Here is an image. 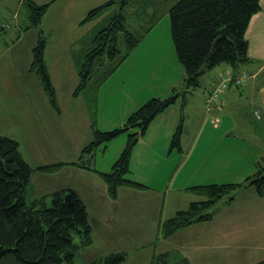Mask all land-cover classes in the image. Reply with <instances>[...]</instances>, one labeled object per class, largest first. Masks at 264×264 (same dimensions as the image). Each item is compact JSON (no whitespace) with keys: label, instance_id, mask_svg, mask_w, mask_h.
Wrapping results in <instances>:
<instances>
[{"label":"rangeland","instance_id":"rangeland-1","mask_svg":"<svg viewBox=\"0 0 264 264\" xmlns=\"http://www.w3.org/2000/svg\"><path fill=\"white\" fill-rule=\"evenodd\" d=\"M34 1L37 4H52L54 0ZM59 2L47 11L42 24L37 29L26 33L23 29L30 24L27 6L24 4L18 18L15 17V7L3 5L0 2V58L2 57L3 39L6 38L11 44L9 45L11 50H7V56L0 59V136L11 137L17 141L23 158L31 167L38 168L63 159L77 161L81 151L94 138L91 129L93 121L96 122V128L100 132L112 131L123 126L134 113L152 99H167L178 95V103L175 105L180 106L181 118L185 117L184 129L190 132L196 130V119L190 120L188 111L185 110V106L182 107V103L185 101L186 107L188 103H193L194 108L200 104L198 96L207 92L204 85L212 83L211 71L215 73L217 67L212 70L208 69L202 75L201 87L189 89L187 92V77L174 46L170 15L166 13L155 24L153 22L155 14L160 15L165 7H170L173 2L170 3V0H131L130 6L124 13L127 16L129 29L142 37L139 46L102 85L94 87L93 83L90 89L80 95L75 94L79 85L76 64L83 62L87 52L92 48L93 44L87 47V41L91 39V35L94 34V38L98 29L108 25L115 15H120L122 4L117 0L119 3L100 17L102 19L97 29L89 33L90 37H87L84 34L94 25L84 24L83 26L82 22L85 18H79L74 12L68 14L67 19H57L56 14L59 12L57 8L60 4L64 3L62 6L69 8L68 0ZM75 5L76 2L73 3V6ZM55 28L58 29L53 32ZM40 32L48 40L46 63L56 90L59 107L63 113V121H65V127L61 129L63 133L61 148L55 147L53 143L61 139L58 131H51L53 129L52 119L57 114L49 102L40 79L29 71L33 62L34 48L32 50L31 47L37 43V35ZM18 36L21 37L20 43L12 45L13 39ZM119 47L122 52L126 51L124 34L120 36ZM225 66L228 67V65ZM181 73H184V78H181ZM194 113L199 114V112ZM56 124L58 126V119H56ZM173 125L174 118L170 129L173 132L168 136L167 141L149 140L152 148L164 155V157H159L158 161L159 177L167 178L168 181L171 177H176L178 182L184 179L191 185L197 186L211 182L218 184L223 181L227 174H217V170L214 169L221 156L212 153L211 146L204 143L202 139L197 144L199 148L202 143L201 155L204 153L202 160L197 164H188L182 172L175 173L183 159L182 154L180 156L177 150L169 160L167 157L174 136ZM134 132L135 129H132L124 133L108 144L107 150L102 146L96 153L95 162L92 165L101 172H110L125 148L129 135ZM191 141L192 138L185 139L184 147L189 149ZM119 146L123 148L113 161ZM244 165H246L245 169L242 167L234 169L237 176L230 175L232 183L239 182V175L249 173L251 170V175L257 172L254 166L248 168V162ZM232 171L231 169L230 172ZM143 172L147 177L146 170L143 169ZM182 176L185 177L182 178ZM35 181L36 179L33 184ZM153 185H157L156 180L153 181ZM183 195L184 193L172 194L168 211L166 210L167 215H173L175 209L189 208L192 202H186ZM234 195L235 202L225 210L222 207L228 196L220 201L217 207L221 208L222 212L207 228H188L183 231L182 236L176 235L174 237L176 240L170 244L166 243V246L173 248L179 245L180 240L186 239L185 241L190 243L189 248L181 251L192 260V264H221L220 257L228 255L230 251H239L242 264H255L256 261L263 260L264 205L259 207V203L264 204V199L257 195L254 188L239 189ZM131 207L137 209L139 211L137 216H144V220L140 218L138 221L131 215L130 212L133 211ZM122 208L121 219L125 226V235L128 231L132 232V236H125L124 243L131 240L134 244L145 245L153 237L154 230L150 213L144 212V203L139 200L124 202ZM227 220L228 223L225 222ZM160 245L161 243L155 245L158 251H166V247ZM212 247L216 248L215 252H212ZM153 249L154 247L134 252L131 250V257L127 259V264H151L149 258ZM172 251L169 264H183L181 254L174 249ZM246 252L248 254L253 252V256L246 255ZM96 255H100L97 248H82L76 258L77 264H90L96 259ZM206 258L215 259V261L207 263L204 261ZM158 264H164V262L160 260Z\"/></svg>","mask_w":264,"mask_h":264},{"label":"trees","instance_id":"trees-1","mask_svg":"<svg viewBox=\"0 0 264 264\" xmlns=\"http://www.w3.org/2000/svg\"><path fill=\"white\" fill-rule=\"evenodd\" d=\"M119 2L122 4L121 14L115 15L108 25L97 32L92 48L87 52L84 61L78 64L79 85L76 95L86 92L93 83L94 87L102 85L141 42L142 37L129 29L124 13L131 0ZM119 2L111 0L91 10L82 24L99 19ZM171 2L172 5L165 7L160 15L155 14L153 22L155 24L166 13L170 15L174 46L187 77V92L189 89L201 87V77L208 69L212 70L225 64L236 70L250 61L246 35L251 18L261 9V0H170ZM25 5L30 24L23 31L27 32L42 24L51 4L39 5L34 0H25ZM222 29L226 30V39L215 44ZM121 34L125 37V52L119 47ZM47 42L41 33L33 50V62L29 71L40 79L51 106L61 114L46 63ZM231 74L233 77L237 75L234 72ZM225 75L226 73L219 74L215 87L208 94V111L231 86L242 88L236 86L234 80L228 81L225 92L216 101L209 103L210 97ZM178 98V95H173L167 99H152L123 126L112 131L100 132L93 121L92 142L84 147L78 160L69 165L98 174L106 184L112 199H117L119 189L123 187L148 189L146 185L130 179L132 155L154 119L177 104ZM184 106L186 108L185 101L182 103V107ZM184 123L185 117H182L172 138V150H183ZM132 129H135V132L129 135L128 142L111 171L105 173L97 170L92 164L98 150L102 146L107 150L108 144ZM65 165L67 164L61 163L35 170L23 158L17 141L0 136V264H77L79 251L93 245L87 206L73 190H59L50 196L35 200L28 198V187L35 171L55 173ZM256 170L255 174L242 183L188 188L205 197V200L193 202L188 209L179 211L163 221L160 224L159 237L169 238L195 224L212 222L219 212L217 205L220 201L228 196L224 205L230 206L236 199L234 193L239 189L254 188L257 195L264 198V159L256 165ZM128 255L126 252L111 253L97 257L90 264H124ZM171 257L168 253L157 256L152 264H158L160 260L169 264ZM182 262L189 264L186 259H182ZM255 264H264V259Z\"/></svg>","mask_w":264,"mask_h":264},{"label":"crops","instance_id":"crops-1","mask_svg":"<svg viewBox=\"0 0 264 264\" xmlns=\"http://www.w3.org/2000/svg\"><path fill=\"white\" fill-rule=\"evenodd\" d=\"M59 1L61 0L52 1L50 8L54 7V5L57 3H60ZM110 1L111 0H68L67 4L69 8L63 7L62 5L64 3L60 4V6H58L57 8V10L59 11L58 14H54H56L57 19L63 18L62 20L67 19V15L73 12L79 18H86L87 14L91 10L98 8L99 6L104 5ZM0 2H2L3 5L7 4V6L15 7V17L18 18L20 11L25 4V0H10V2L8 0H2ZM74 2H76L75 6H73ZM39 5L44 4L39 3ZM101 19L102 18H99L86 24V26L92 24L94 26H91L84 35L90 37L89 33L97 29V26ZM102 28L103 27H101L100 29ZM57 29L58 28H55L52 31L54 32ZM40 34L41 32L37 35L38 39ZM93 35H91V39L87 41V47H90L92 45L91 42L93 41ZM246 37L249 43L250 61L240 66L236 70H233L231 67H227L225 65L218 66L215 73L211 71L210 76H213V78L211 79L213 80L212 83L210 85H204L205 88H207V92L198 96L200 104L198 106L196 105L197 107L194 108L192 107L194 106L193 103H188L185 110L188 111L190 120L193 118L196 119L197 128L194 132H190L184 129L182 137L183 150L181 152L177 151L178 153H180V156L182 154L183 160L179 168L176 169L175 173L182 172L188 164H197L202 160L204 156V153H202L201 155L202 143L200 144L199 148L197 147L200 139H202L204 143H208V146H211L212 153H217L221 156V158L218 159V163L215 165L214 169L217 170V174H227V177H225L223 181L219 182L218 184L232 183L230 181V177L234 175L237 176L234 169L236 170L240 167L245 169V162H248L247 166L248 168H250L251 166L256 167V165L264 159V0H261L260 11L251 18ZM3 40L4 41L1 44V58L7 56V50H11V47H9V45L11 44L7 42L6 38H4ZM20 41L21 37L18 36L13 39L12 45H17V43H20ZM36 44L37 43H34L32 45V50L36 46ZM77 67L78 64H76V69ZM227 72H234V74L245 72L250 74L252 76V79L242 88L231 86L229 90L222 96V98L212 106V109L208 111L206 109V99L208 97V94L215 87L216 82L219 79V74ZM181 78H184V73H181ZM180 111V106L173 105L164 113H161L159 116H157L150 125L146 135L140 139L138 145L134 149L131 159L130 179H134L133 181L146 185L148 189L138 190L129 187H123L119 189L117 199H112L108 194L106 184L98 174L71 166L69 164L74 163L75 161H65L63 159L62 161H56V163L53 164L40 166L44 167L61 163L67 164L55 173L38 170L33 173L31 184L28 187V198L30 200H35L44 196H50L59 190H73L85 202L87 206L88 219L92 227L93 236V245L91 246V248H97L100 254L96 255L95 258L118 252H126L129 254L128 258H130L131 253L136 250H147V248L149 247H154L149 258L151 264L153 262V259L157 256L166 253L172 255L173 249L181 254L182 259H186L189 264H192V260L181 251L184 248H189L190 243L188 241H185L186 239L180 240L179 245L173 246V248L166 246V243L170 244L172 241H175L176 238L174 237H176V235L182 236L183 231L188 228H207L215 221V218L222 212V210L221 208L219 209L218 214L215 216L212 222L195 224L191 227L179 231L169 238L159 237L160 224L163 221L173 217L177 212L182 211L179 209H175L173 211V215H167L166 210L168 211V204L170 202L172 194L178 195V193H184L182 197H185L184 199L186 200V202L193 203L205 200V198L201 195L188 190V188L195 187L197 185H191L187 180L184 179H180V181L178 182V179L176 177H171L170 181H168L167 178L163 179L159 177L158 161L159 157H164V155H162L160 151L154 150L149 143V140L151 139L167 141L168 136L173 132L172 130L170 131L173 123V118V128L175 133L181 120ZM194 112H199V114H195ZM55 113L57 114V116H54L52 119L53 129L51 131H58L61 139L53 143L55 147L61 148V146L63 145V133L61 129L65 127V121H63L62 112L61 114H58L55 111ZM56 119H58V126L56 124ZM188 138H192L189 149L185 148L183 145V141ZM171 146L172 145L169 146L170 151L167 156L168 160L172 157L175 151L172 150ZM122 148V146H119L116 155L112 159L113 161L119 156ZM33 168L35 170L38 169L35 167ZM143 169L146 170L147 177H145ZM231 169L233 170L232 172H230ZM251 173L252 170L249 173L239 175V182L237 183L244 182L248 177L253 175H251ZM174 176H176V174ZM184 177L185 176H182V178ZM34 179H36V181L33 184ZM154 180H156L157 182L156 186L153 185ZM210 184L217 183H205V185ZM30 189L32 190L30 191ZM133 200L142 201L144 203V212H149L151 215L150 220L153 225L154 235L145 245H139L137 243L134 244V242L131 240H128L127 243H124L126 239L125 236H132V232L128 231L127 235H125L126 230L121 219V210L123 209L122 207L124 202H130ZM262 205L264 204H261L260 202L259 207ZM226 207H228V205H224L222 208L225 210ZM131 208L133 210L130 212L131 215H133L138 221H140V218H143L144 220V216H137L139 212L137 209L133 207ZM260 211L261 208L259 209V212ZM225 222L228 223L229 221L227 220ZM225 234L228 235L226 232ZM204 236L207 239V236L205 234ZM158 243H161V247L165 246L166 251H158V249L156 248L157 246H155ZM215 251L216 248L212 247V252ZM246 255L253 256V252L251 254H248L246 252ZM128 260L124 264H127ZM211 260L208 258L204 259V261L207 263H213V261H215V259ZM220 261L221 264H242L239 258V251H230L228 255L220 257Z\"/></svg>","mask_w":264,"mask_h":264},{"label":"built area","instance_id":"built-area-1","mask_svg":"<svg viewBox=\"0 0 264 264\" xmlns=\"http://www.w3.org/2000/svg\"><path fill=\"white\" fill-rule=\"evenodd\" d=\"M250 79L251 76L245 73L236 75L235 77H233L230 73H226V75L222 78V81L218 84L215 92L210 97L209 103L216 101L219 96L225 92L228 86V81L234 80V84L236 86L242 87L246 85Z\"/></svg>","mask_w":264,"mask_h":264},{"label":"water","instance_id":"water-1","mask_svg":"<svg viewBox=\"0 0 264 264\" xmlns=\"http://www.w3.org/2000/svg\"><path fill=\"white\" fill-rule=\"evenodd\" d=\"M226 39V30L222 29L220 37L216 40L215 44L218 43L220 40Z\"/></svg>","mask_w":264,"mask_h":264}]
</instances>
